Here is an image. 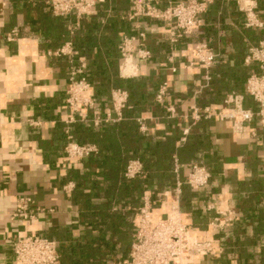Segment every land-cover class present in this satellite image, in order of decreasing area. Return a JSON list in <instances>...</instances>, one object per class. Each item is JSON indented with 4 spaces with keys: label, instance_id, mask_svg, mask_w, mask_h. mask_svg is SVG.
Here are the masks:
<instances>
[{
    "label": "crops",
    "instance_id": "0c3cea01",
    "mask_svg": "<svg viewBox=\"0 0 264 264\" xmlns=\"http://www.w3.org/2000/svg\"><path fill=\"white\" fill-rule=\"evenodd\" d=\"M46 1L0 0V264H16L14 243L32 235L58 243L60 264H120L128 259L135 235L125 254L113 255L106 248L96 255L80 253L89 239L100 234L91 225L87 207L101 200L88 183L83 195L78 194L74 180L88 175V169L83 160H70L65 153L71 66L84 63L86 77L88 68L96 83L106 82V73L125 81L139 78L145 85L152 83L155 91L140 93L151 101L138 111L133 108L137 103H131L125 112L133 115L148 138L142 142L143 149L171 136L177 137L179 147L202 119L194 118L195 109L211 107L216 112L233 95L242 98L245 109L258 112L246 85L261 70L245 59L251 48L264 41V27L246 26V14L239 6L242 0H213L193 34L174 42V28L168 23L146 16L130 20V0H107L94 14L64 17L55 16ZM182 1L186 0H157L160 9ZM250 1L264 23V0ZM71 27L76 28L73 63L69 57L49 54L71 39ZM131 37L128 49L138 74L124 78L122 47ZM197 43H207L217 54L210 71L195 59ZM141 51H149L150 57L142 58ZM165 82L168 93L158 102ZM113 90L108 105L97 103L96 111L105 112ZM96 91L91 85L88 95L97 98ZM212 98L218 101L213 103ZM204 120L196 132L201 142L205 139L212 145L211 151L204 152L212 157L210 167L205 166L211 173L208 186L196 190L185 181L180 194L176 185L156 197L149 191L140 208L149 198L153 215L164 218L178 204L192 236L222 248V252L197 257L192 264H264V118L256 115L240 128L215 116ZM87 125L75 123L72 134ZM191 166H183L186 179ZM22 196L32 197L42 209L30 220L11 218ZM117 209L114 205L113 210ZM227 210L234 212L235 221L215 230L211 223Z\"/></svg>",
    "mask_w": 264,
    "mask_h": 264
},
{
    "label": "built area",
    "instance_id": "2783aa9c",
    "mask_svg": "<svg viewBox=\"0 0 264 264\" xmlns=\"http://www.w3.org/2000/svg\"><path fill=\"white\" fill-rule=\"evenodd\" d=\"M213 0H186L170 3L165 9L158 7L157 0H130V20L139 16L151 17L162 20L174 28L173 41L193 34L202 23V16L207 12L209 4ZM107 0H47L46 4L55 16L64 17L70 14L85 16L94 14L96 8L105 4ZM240 10L246 14V26L249 28H263L264 23L259 20L253 1L242 0L239 2ZM76 28H70V40L64 45L49 52L57 57H69L73 63L75 56L73 36ZM144 37V34L140 35ZM134 37L125 40L122 47L123 64L120 67L124 78L135 77L138 74L133 62L132 52L128 49V42ZM149 51H141L142 58L150 57ZM195 59L206 70L210 71L217 54L207 43H197L194 50ZM128 60L134 65V73L126 75L123 71ZM247 64L257 63L261 73L249 77L246 85L247 93L258 104V112L247 110L243 107V100L238 96H230L225 100L224 107L213 112L211 107L200 110L195 109V119L219 117L221 120H231L236 128L251 122L254 117L264 118V41L258 47H253L245 59ZM86 66L72 65L70 68L69 87L66 92V106L70 115L65 124L67 125V145L65 153L68 159L81 161L97 154L98 148L91 143H79L71 132V126L77 122L90 123L99 127L103 122L119 121L123 111L129 107V92L118 88L111 92L110 105L103 114L96 111L97 103L94 97L88 95L91 83L85 75ZM206 79L210 80L207 74ZM169 90L167 82L160 86L157 101L162 102ZM146 131V127L141 125ZM188 132H186L187 134ZM143 164L139 160L129 162L125 176L133 179L142 174ZM211 179L210 171L203 165L193 164L186 179L193 189H202L208 186ZM183 183L177 181L176 192L181 193ZM73 187V185H72ZM42 209L36 206L30 196H22L16 210L11 214L12 219L30 220ZM235 214L232 210L219 212L211 225L215 230H224L233 224ZM222 252V248L212 241H199L193 237L189 227L184 223L179 205L176 204L172 211L164 218H157L152 213L149 198L138 211L137 230L135 242L132 245L127 260L120 264H192L197 257L208 256ZM14 258L16 264H60L59 245L56 241L47 237L32 235L19 238L14 243Z\"/></svg>",
    "mask_w": 264,
    "mask_h": 264
},
{
    "label": "trees",
    "instance_id": "16d2710c",
    "mask_svg": "<svg viewBox=\"0 0 264 264\" xmlns=\"http://www.w3.org/2000/svg\"><path fill=\"white\" fill-rule=\"evenodd\" d=\"M86 74L91 85L97 87L95 100L101 107L108 105L111 88L127 90L129 106L137 103L133 106L135 111L143 109L144 103L151 101L141 98L140 93L155 91L152 83L145 85L139 78L125 81L115 73L113 76L106 73L107 81L96 83L95 78L92 80L89 75L88 68ZM210 101L214 103L218 100L212 98ZM127 109L119 121L103 122L99 127L89 123L86 128L73 130L79 143L91 141L98 147L97 154L83 160L88 175L74 180L78 194L83 195L84 184L88 183L95 198L101 200L100 203L88 204L87 213L91 225L100 234L82 246L79 251L82 254L96 255L104 248L113 255L127 253L137 230L136 209L143 205L145 193L150 191L151 196L156 197L158 192L173 188L178 180L184 185V165L210 167L212 162V157L204 156L205 151H211L212 145L205 139L201 142L196 132L206 123L205 118L196 124V130L184 145L178 147L177 137L171 136L163 141L151 142L148 148L143 149L142 142L148 138L139 131L133 115L125 112ZM135 158L143 164V171L141 175L128 179L125 172L130 160ZM114 205H118L119 209L113 210ZM125 207H129V210Z\"/></svg>",
    "mask_w": 264,
    "mask_h": 264
},
{
    "label": "bare ground",
    "instance_id": "6f19581e",
    "mask_svg": "<svg viewBox=\"0 0 264 264\" xmlns=\"http://www.w3.org/2000/svg\"><path fill=\"white\" fill-rule=\"evenodd\" d=\"M134 65L131 62V60H128L126 64L124 65L123 71L126 75H130L134 73Z\"/></svg>",
    "mask_w": 264,
    "mask_h": 264
}]
</instances>
